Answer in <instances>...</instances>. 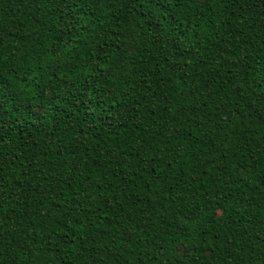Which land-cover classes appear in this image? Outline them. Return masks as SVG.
Returning <instances> with one entry per match:
<instances>
[{
    "label": "trees",
    "instance_id": "obj_1",
    "mask_svg": "<svg viewBox=\"0 0 264 264\" xmlns=\"http://www.w3.org/2000/svg\"><path fill=\"white\" fill-rule=\"evenodd\" d=\"M0 264H264V0H0Z\"/></svg>",
    "mask_w": 264,
    "mask_h": 264
}]
</instances>
